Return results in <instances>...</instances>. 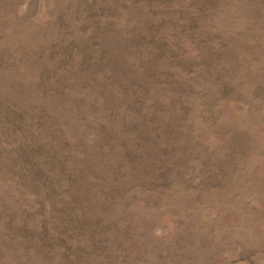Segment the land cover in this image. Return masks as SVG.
I'll return each mask as SVG.
<instances>
[{
	"label": "rangeland",
	"instance_id": "rangeland-1",
	"mask_svg": "<svg viewBox=\"0 0 264 264\" xmlns=\"http://www.w3.org/2000/svg\"><path fill=\"white\" fill-rule=\"evenodd\" d=\"M0 264H264V0H0Z\"/></svg>",
	"mask_w": 264,
	"mask_h": 264
}]
</instances>
